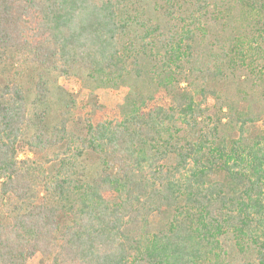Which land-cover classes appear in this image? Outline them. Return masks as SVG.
Masks as SVG:
<instances>
[{
    "label": "trees",
    "instance_id": "trees-1",
    "mask_svg": "<svg viewBox=\"0 0 264 264\" xmlns=\"http://www.w3.org/2000/svg\"><path fill=\"white\" fill-rule=\"evenodd\" d=\"M214 1L0 0V63L26 65L36 107L45 72L130 87L119 117L98 107L93 123L74 102L30 115L26 88L0 84V264H264V93L249 108L212 93L211 114L186 76L207 73L224 20L211 80L264 83V0ZM149 76L147 99L132 82Z\"/></svg>",
    "mask_w": 264,
    "mask_h": 264
},
{
    "label": "rangeland",
    "instance_id": "rangeland-1",
    "mask_svg": "<svg viewBox=\"0 0 264 264\" xmlns=\"http://www.w3.org/2000/svg\"><path fill=\"white\" fill-rule=\"evenodd\" d=\"M211 2H215L214 0H211ZM217 27V31L219 35L217 36L218 40H215L214 38H210L207 40L206 48L202 50V56L203 58L208 57V63L210 64L209 70L204 68V70L207 72L202 77L199 75H195L194 73H189L188 70H186V76L189 77V82H192L196 85V87H193L192 90H200L204 89L207 96V102L208 105L211 108V114H215L218 112V108L221 104H218V97L213 95L212 93H216V95H222L223 97H229L233 99L234 101L240 100L241 102L240 107H250L253 102L258 101L261 98V93H264V83L260 84V80L253 78V82H251L250 79L246 78V74L244 72L239 73L238 75H232L229 71H226V78L229 76L230 78L225 79L221 81H215L211 80V78L214 77L212 74L213 64L216 63L214 58H210L209 52L213 50L214 56L217 57L219 53L217 54V50L219 48L218 41H221L222 38L225 39V28L231 27V25L227 26L226 21H221L219 23H215ZM212 48V49H209ZM210 56V57H209ZM188 71V72H187ZM250 74V73H249ZM190 75V76H189ZM28 74V70L26 65L18 59L15 61H8L2 59V62L0 63V84H7L8 82H18L23 87L26 88L28 93L27 98V108L30 112V115H34L36 111H43V109L51 110L53 117H57L59 115H62L63 112H65L66 117H70L67 110L68 107H72V102H74V108H72V111L75 116V119H92L93 123H96L98 120H100V115L97 112L98 107H103L108 110L114 111L113 117H119V113L121 111V106L125 105L126 98L130 95V87L125 86L121 87L119 89H97L90 81H86L85 79H81L77 76H70V77H59L58 75H55L53 73H47L45 72V78L44 81L46 83V91H47V100L49 107H36V97H35V80H31V77ZM205 77V80L203 81ZM147 79V78H146ZM133 84V90L138 95H141L142 97H145L148 99V97L154 92V86L155 82L151 80V76L148 77L147 80L141 81L136 83L135 81L132 82ZM188 85V81L185 79L184 85H182L183 88H186ZM165 95L159 94L157 95V99L155 102L162 103L165 99ZM200 99V98H198ZM38 101V99H37ZM252 102V103H251ZM154 103V102H153ZM256 104V103H255ZM96 105V106H95ZM66 107V108H65ZM61 113V114H60ZM223 113L230 117L231 115L228 114L227 110H223ZM223 115V114H221ZM218 116H220V113H218ZM226 116V117H227ZM52 116L49 117L51 121L54 120ZM225 117V116H224ZM224 122L227 123L226 120ZM258 126L264 127V121L257 120ZM52 157V154H49V156H40L41 161L45 162V165L49 160V158ZM23 156H21V159ZM39 159V160H40ZM86 168L89 170L87 171V174L92 176L91 173L93 172V167L90 163H86ZM82 169V167H81ZM142 178V177H141ZM41 190V186L36 184L35 187V196L38 195V192ZM136 194L141 193V187L135 189ZM41 196V195H40ZM168 221V216L166 215H159L155 214L152 216L151 219V231L152 232H159L165 224ZM27 264H44V260L41 255H36L32 258H30L27 261Z\"/></svg>",
    "mask_w": 264,
    "mask_h": 264
}]
</instances>
